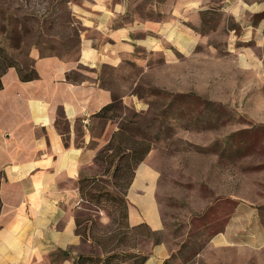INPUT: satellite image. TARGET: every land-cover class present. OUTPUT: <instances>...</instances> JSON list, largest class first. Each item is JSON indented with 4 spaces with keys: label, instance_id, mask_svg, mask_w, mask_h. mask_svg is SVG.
Here are the masks:
<instances>
[{
    "label": "crops",
    "instance_id": "0c3cea01",
    "mask_svg": "<svg viewBox=\"0 0 264 264\" xmlns=\"http://www.w3.org/2000/svg\"><path fill=\"white\" fill-rule=\"evenodd\" d=\"M80 14L84 29L76 58L32 49L36 78L21 80L15 67L1 76L0 264H76L79 255L91 253V240L76 231L78 210L86 203L79 180L104 176L95 170L99 142L106 144L118 129L105 123L99 136L93 134V115L114 99L101 84L106 69L156 57L172 68L184 60L235 56L253 62L264 43V0H95ZM219 30V39L210 36ZM193 69L196 74L199 66ZM132 103L142 107L140 99ZM145 160L125 192L128 227L145 225L159 237L155 242L148 237L146 251L137 248L146 255L143 264H199L205 250L219 251V259L201 264H222V245L232 244L236 233L227 226L238 210L209 237L204 254L179 259L164 238L159 173ZM252 212L261 229L257 211Z\"/></svg>",
    "mask_w": 264,
    "mask_h": 264
},
{
    "label": "rangeland",
    "instance_id": "374dc122",
    "mask_svg": "<svg viewBox=\"0 0 264 264\" xmlns=\"http://www.w3.org/2000/svg\"><path fill=\"white\" fill-rule=\"evenodd\" d=\"M94 3L0 0V45L24 70L32 65V49L76 58L79 32L84 29L80 13ZM210 36L219 39L222 33L219 30ZM256 51L258 59L253 62L235 56L201 63L184 60L174 68L157 57L146 64L132 59L120 69H106L101 78V84L112 90L114 103L94 118L93 134L99 136L104 124L111 123L149 142L144 159L159 173L164 238L183 261H190L198 252H206L198 258L199 264L206 259L218 260L219 251L203 252V248L237 209L227 226L236 232L234 242L222 245V264H264V227L257 228L252 219L256 210L264 226V43ZM137 55L147 57L145 53ZM197 66L195 74L193 67ZM187 90L196 96L177 93ZM137 99L143 108L132 103ZM99 145L98 153L105 147L101 142ZM110 152L105 149L102 154ZM106 166L99 155L95 170L102 173ZM100 179L105 191L122 195L109 174ZM116 181L121 184L125 179ZM117 207L109 200L103 202V208L83 203L78 215L87 219L84 226L91 230L88 234L107 248L116 243L108 240L109 236L125 233L126 239L115 251L128 252L131 234ZM156 237L150 238L154 241ZM149 241L138 237L137 247L146 251ZM88 245L101 256L95 252L100 250L98 245Z\"/></svg>",
    "mask_w": 264,
    "mask_h": 264
},
{
    "label": "trees",
    "instance_id": "16d2710c",
    "mask_svg": "<svg viewBox=\"0 0 264 264\" xmlns=\"http://www.w3.org/2000/svg\"><path fill=\"white\" fill-rule=\"evenodd\" d=\"M8 19L10 16L7 17ZM7 24L6 26H8ZM5 26V29H6ZM4 29V28H3ZM6 32V31H5ZM58 55V54H56ZM9 67H15L19 78L23 81L32 80L37 77L36 71L33 69L32 65L24 70L16 62L15 56L9 52V50L0 45V89L2 88L1 76ZM69 77V76H68ZM179 95H194L191 93H182ZM196 96V95H194ZM114 99L109 104L101 108L99 112L94 114L95 117H101L110 107L113 106ZM125 142L126 145L122 146L121 143ZM105 149H110L111 152L108 155H103ZM150 150V144L146 139L135 138L131 135H128L125 131V128L122 126L117 131H115L109 141L105 144V147L102 151L97 153L96 159L99 155H102V158L105 159L106 168L103 171V174H109L112 179L115 181L112 182V185L119 186L122 195L112 194L109 191H105L103 186L100 184L101 179L99 177H82L79 180V191L81 198L89 205L94 207L103 208V202L105 200L111 201V203L117 205L116 210L119 212L120 220L126 219V201H125V192L129 186L133 175L134 170L137 165L143 161L145 156ZM121 184L117 183L116 180H124ZM121 188L123 190H121ZM123 191V192H122ZM87 219H81L76 217V231L82 236V238L90 239L92 243L98 245L103 256H97L93 249L88 255H79L76 264H143L146 255L140 253L137 250V238L138 237H153L156 236L151 232L145 225H139L136 227H128L126 221L124 223L127 231L130 232L131 237L129 243L128 252H117L115 249L119 246L123 240L126 239L124 236L125 233L121 235L115 234L108 237V240L116 241V243L109 248L105 247L98 238L94 237L91 233L88 234L87 227L84 226V222ZM263 222V221H262ZM83 227V229H81ZM158 240V237L155 238L154 242ZM66 253V252H63ZM178 253V252H177ZM167 264V263H166Z\"/></svg>",
    "mask_w": 264,
    "mask_h": 264
}]
</instances>
